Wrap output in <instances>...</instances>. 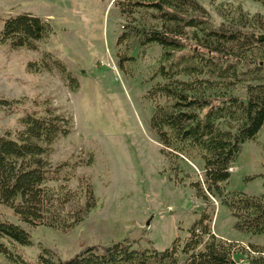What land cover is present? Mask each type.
Returning <instances> with one entry per match:
<instances>
[{
    "label": "rangeland",
    "instance_id": "374dc122",
    "mask_svg": "<svg viewBox=\"0 0 264 264\" xmlns=\"http://www.w3.org/2000/svg\"><path fill=\"white\" fill-rule=\"evenodd\" d=\"M116 0H0L3 19L32 14L48 21L52 32L38 51L13 49L0 41V135L22 129L20 119L34 101L49 99L58 112L71 118V132L53 145V166L76 165L70 182H52L49 187L62 199V187L72 195L65 214L84 203L80 177L90 178L98 203L88 218L71 233L20 223L8 211L3 217L22 226L32 237V246L0 239L12 258L33 262L47 248L61 260H69L89 246H106L130 241L164 251L187 231L201 214L210 215L212 234L217 239L248 248L264 246V235L234 229V218L218 197L198 198L192 183L204 181L199 151L164 149L151 129L153 104L148 92L162 82L153 79L163 58V49L153 44L137 48L127 39L117 45L122 27L131 20L122 17ZM210 14L215 26L247 14L252 31L264 37V6L252 0H197ZM144 16V17H143ZM141 12L137 19L150 20ZM259 17L261 26L254 25ZM3 23H0V32ZM261 27V28H259ZM61 61L77 79L72 90L65 76L52 67L46 54ZM40 63L38 73L28 70ZM186 79V78H184ZM235 82L228 94L246 102L249 78ZM202 115V114H201ZM173 163V164H172ZM178 168L173 171L172 168ZM264 170V127L254 141L244 145L229 169L225 194L264 196L259 177ZM73 170L64 169L65 177ZM256 177L253 180H246ZM64 201V199H63ZM239 261L245 256L239 255ZM0 251V264H16ZM184 259V258H183ZM182 259V260H183Z\"/></svg>",
    "mask_w": 264,
    "mask_h": 264
},
{
    "label": "trees",
    "instance_id": "16d2710c",
    "mask_svg": "<svg viewBox=\"0 0 264 264\" xmlns=\"http://www.w3.org/2000/svg\"><path fill=\"white\" fill-rule=\"evenodd\" d=\"M252 1L264 6V0ZM115 6L122 17L131 20L123 25L117 45L131 39L137 48L157 44L163 49L162 62L153 77L162 82L147 94L153 104L151 129L159 142L175 152L199 151L204 181L192 183L196 196L218 197L234 218L235 230L264 235V196L224 191L231 165L264 127V40L249 27L248 15L217 27L197 0H116ZM141 12L150 23L137 19ZM258 18H254L256 28L262 24ZM0 23V41L13 49L36 52L52 32L48 21L32 14L0 17ZM46 57L72 90L79 88L61 61L49 53ZM42 69L40 63L28 64L32 73ZM244 77L252 82L246 102L227 93ZM0 103L11 106L19 101ZM33 106L20 119L21 130L0 135V239L21 246H32L30 233L4 218L1 209L20 223L69 234L98 203L90 178L82 176L84 203L77 211L65 214L64 205L72 193L62 187L61 199L49 184L70 182L76 165L62 162L53 166L49 158L56 140L70 134L71 118L58 112L49 99L34 101ZM66 167L73 170L69 177L64 174ZM259 177L264 184V170ZM211 222L209 214H201L187 237L175 238L164 251L127 240L86 247L69 260H61L47 248H42L33 262L9 257L2 244L0 251L16 264H264V246L245 248L217 239ZM239 255L245 259L237 260Z\"/></svg>",
    "mask_w": 264,
    "mask_h": 264
},
{
    "label": "water",
    "instance_id": "95a60500",
    "mask_svg": "<svg viewBox=\"0 0 264 264\" xmlns=\"http://www.w3.org/2000/svg\"><path fill=\"white\" fill-rule=\"evenodd\" d=\"M260 40H264V37H260Z\"/></svg>",
    "mask_w": 264,
    "mask_h": 264
}]
</instances>
